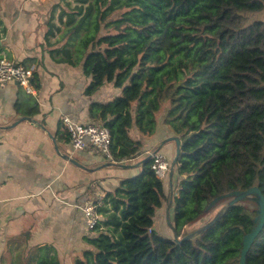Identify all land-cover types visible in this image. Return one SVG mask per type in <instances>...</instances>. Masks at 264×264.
Returning a JSON list of instances; mask_svg holds the SVG:
<instances>
[{
  "label": "trees",
  "instance_id": "obj_1",
  "mask_svg": "<svg viewBox=\"0 0 264 264\" xmlns=\"http://www.w3.org/2000/svg\"><path fill=\"white\" fill-rule=\"evenodd\" d=\"M262 12L264 0L52 5L44 41L53 61L82 65L91 78L86 96L106 84L121 89L89 107L92 122L110 131L113 161L136 158L161 117L181 141L170 199L152 159L142 162L139 174L107 192L98 208L101 220L83 238L87 248L74 264H240L243 238L255 225L249 207H231L181 243L158 232L155 217L170 202V222L184 237L188 228L205 225L218 213L223 202L195 222L213 199L254 186L264 195V21L246 16ZM28 240L29 234L10 238L2 264H62L53 245L30 246ZM246 264H264V230Z\"/></svg>",
  "mask_w": 264,
  "mask_h": 264
},
{
  "label": "crops",
  "instance_id": "obj_2",
  "mask_svg": "<svg viewBox=\"0 0 264 264\" xmlns=\"http://www.w3.org/2000/svg\"><path fill=\"white\" fill-rule=\"evenodd\" d=\"M56 2L0 0V59L34 67L40 86L36 88L34 77L33 93L15 83L0 85V264L8 240L27 234L30 246L53 245L62 264H74V257L87 248L83 238L92 235L80 207L113 191L122 179L139 174L149 152L159 150L170 159L176 154L173 134L160 125L153 137L143 141L142 152L123 163L108 161L98 151L73 158L87 169L66 159L69 143L62 117L92 122L90 104L111 100L121 89L106 84L86 96L91 78L82 65L53 61L44 36ZM177 178L175 169L173 180ZM172 214V208L168 214L164 207L155 217V229L169 238L174 233L166 220L170 222Z\"/></svg>",
  "mask_w": 264,
  "mask_h": 264
},
{
  "label": "built area",
  "instance_id": "obj_3",
  "mask_svg": "<svg viewBox=\"0 0 264 264\" xmlns=\"http://www.w3.org/2000/svg\"><path fill=\"white\" fill-rule=\"evenodd\" d=\"M35 68L6 58L0 59V85L15 83L24 88L27 93H33L32 79ZM62 122L70 134V144L66 156L74 158L81 152L98 151L108 161L114 162L111 155V134L103 124L94 122H79L64 115ZM151 168L158 179L166 182L170 173L171 159L161 152H149ZM124 162V161H123ZM120 162V163H123ZM105 194L97 202L87 201L81 207L85 219V228L90 233L101 220L98 208L102 205Z\"/></svg>",
  "mask_w": 264,
  "mask_h": 264
},
{
  "label": "water",
  "instance_id": "obj_4",
  "mask_svg": "<svg viewBox=\"0 0 264 264\" xmlns=\"http://www.w3.org/2000/svg\"><path fill=\"white\" fill-rule=\"evenodd\" d=\"M176 142V154L174 158L172 159L171 166H170V173L168 177V183H169V195L168 199H170L171 195L173 194V188H174V183H173V178H174V172L175 169H177V163L179 156L181 154V141L177 137L172 138ZM159 150L153 151V152H158ZM66 159L76 162L75 159L65 156ZM149 159H151V156L149 155L146 157L142 162H146ZM114 163V162H113ZM77 165L81 168L87 169L85 166L77 163ZM223 202V205L221 206L220 210L218 213L212 217L205 225L202 227H199L195 231H192L188 233L184 237H179L176 234L175 228L169 222V225L171 229L173 230L174 236L173 239L181 243L184 240L188 239H193L194 237L198 236L200 233L204 232L206 229H208L210 226H212L220 217H222L231 207L237 206V205H245L251 209V211L256 213L255 217V225L252 228V230L247 233L244 238H243V248L241 251V256H240V264H246V259L247 255L254 244L256 238L261 234V232L264 230V195L260 188L258 186L251 187L248 190H238V191H232L230 193L221 195L215 199H213L207 208L203 211L201 216L195 221L196 223L201 221L202 219L206 218L208 215H211L213 211L218 207ZM171 209V203L168 202L167 206V213L169 214Z\"/></svg>",
  "mask_w": 264,
  "mask_h": 264
},
{
  "label": "rangeland",
  "instance_id": "obj_5",
  "mask_svg": "<svg viewBox=\"0 0 264 264\" xmlns=\"http://www.w3.org/2000/svg\"><path fill=\"white\" fill-rule=\"evenodd\" d=\"M55 1H57V0H54V2ZM247 17H248V19H249V21H253V20H263L264 21V12H262V13H257V14H247L246 15ZM162 119H163V117H161V127L162 126H164V124H162ZM165 127V126H164ZM166 128V127H165ZM167 129V128H166ZM168 130V129H167ZM133 135H134V132H133ZM171 162H172V159H171ZM168 182H165V184H167ZM167 194L169 195V189H168V186H167ZM165 210V209H164ZM164 213V212H163ZM162 216H164V215H162ZM161 219V218H160ZM166 224H167V226H169V222H168V220H166ZM203 225L201 224V225H193V226H191L190 228H188L187 229V232H192V231H195L196 229H198L199 227H202ZM170 227V226H169ZM162 234V233H161ZM165 236V235H164ZM183 236V235H182ZM181 236V237H182ZM167 237V236H166ZM169 238V237H168Z\"/></svg>",
  "mask_w": 264,
  "mask_h": 264
}]
</instances>
